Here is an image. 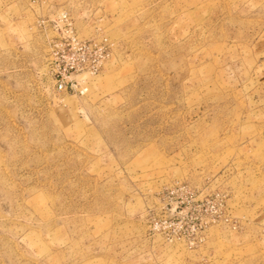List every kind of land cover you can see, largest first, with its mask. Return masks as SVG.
Segmentation results:
<instances>
[{"label":"rangeland","instance_id":"374dc122","mask_svg":"<svg viewBox=\"0 0 264 264\" xmlns=\"http://www.w3.org/2000/svg\"><path fill=\"white\" fill-rule=\"evenodd\" d=\"M0 264H264V0H0Z\"/></svg>","mask_w":264,"mask_h":264},{"label":"built area","instance_id":"2783aa9c","mask_svg":"<svg viewBox=\"0 0 264 264\" xmlns=\"http://www.w3.org/2000/svg\"><path fill=\"white\" fill-rule=\"evenodd\" d=\"M64 43H67L68 45H72V44H74V46H77L76 44H82L83 42L82 41H80L79 39H77L76 37H75V35L74 34H71V35H69L66 39H64V41H63ZM76 43V44H75ZM75 48H77V47H75ZM98 50H96V52H97ZM98 53L100 54L101 52L100 51H98ZM102 55V54H101ZM100 64H101V60H97L96 61V63H95V66H94V68H95V70H98V67H100ZM79 67H78V65L77 64H74L73 62L72 63H69V64H67L64 68H63V72H62V74H61V78L66 74V73H69V72H71V71H76L77 69H78ZM64 86H63V81H62V79L59 81V83H58V88L59 89H62Z\"/></svg>","mask_w":264,"mask_h":264}]
</instances>
